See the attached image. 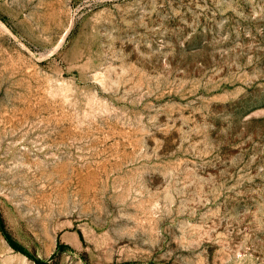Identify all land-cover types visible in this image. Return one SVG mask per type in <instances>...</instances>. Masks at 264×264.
Returning a JSON list of instances; mask_svg holds the SVG:
<instances>
[{"label": "rangeland", "instance_id": "rangeland-1", "mask_svg": "<svg viewBox=\"0 0 264 264\" xmlns=\"http://www.w3.org/2000/svg\"><path fill=\"white\" fill-rule=\"evenodd\" d=\"M0 264H264V0H0Z\"/></svg>", "mask_w": 264, "mask_h": 264}]
</instances>
